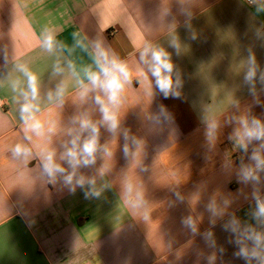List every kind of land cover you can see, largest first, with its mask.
I'll list each match as a JSON object with an SVG mask.
<instances>
[{
  "label": "crops",
  "instance_id": "crops-1",
  "mask_svg": "<svg viewBox=\"0 0 264 264\" xmlns=\"http://www.w3.org/2000/svg\"><path fill=\"white\" fill-rule=\"evenodd\" d=\"M163 8L169 11L161 18ZM180 9L178 0H0V76L6 74V47L10 57L30 63L44 95L61 77L52 76L54 58L39 47L41 28L54 27L57 39L69 45L74 32L99 35L133 70L134 84L127 88L121 108L122 127L143 145L135 158H126L123 136L113 140L114 156L106 161V167H112V188L100 199H85L80 189L70 194L36 178L38 162L34 166L13 159L10 148L22 142L24 134L10 90L0 87V264H208L213 252L215 264H245L234 255L236 246L222 227L229 216L212 226L206 205L213 197L218 202L231 199L228 212L254 223L248 215L254 203L252 186L237 180L242 153L228 140L232 126L224 125L210 149L203 117L210 105L209 115L221 116L223 123L222 115L235 111L231 92L242 109L264 119V91L257 83L260 103H255L239 73L250 47L264 67V40L255 36L264 14L254 17L245 0H196L190 25L197 39L192 40ZM173 22L186 47L180 56L168 48L182 75L181 96L165 99L157 92L150 98L143 82L135 84L138 50L144 40L167 47V26ZM71 58L90 63L79 49ZM72 100L70 95L62 113L65 120L76 110ZM160 105L170 120L152 125L145 116L158 112ZM60 118L54 107L43 110L42 119ZM111 139L101 129V142ZM39 142L34 138L32 143ZM225 153L231 156V169L223 166ZM101 163L98 160L97 167ZM126 173L138 188L141 183L144 187L151 204L146 218L134 216L121 199L120 179ZM189 215L201 217L199 234L182 226V218ZM209 229L216 248L203 238Z\"/></svg>",
  "mask_w": 264,
  "mask_h": 264
},
{
  "label": "clouds",
  "instance_id": "clouds-1",
  "mask_svg": "<svg viewBox=\"0 0 264 264\" xmlns=\"http://www.w3.org/2000/svg\"><path fill=\"white\" fill-rule=\"evenodd\" d=\"M195 2L178 0L192 40L197 39V33L191 30L190 25L191 7ZM246 3L253 8L254 17L264 14V0H246ZM168 11V8H163L161 18ZM167 29V47L159 42L144 40L138 50L135 84L143 82L150 98L157 92L165 99L181 96L182 75L168 48L180 56L186 47L176 33V22L168 25ZM57 36V30L48 25L41 28L38 36L39 47L54 58L52 76L61 77L54 89L47 90L44 95L41 92V78L30 63L10 57L6 47L3 50L6 74L0 76V87L6 86L10 90L24 134L23 141L12 145L10 152L17 163L35 166L38 162L36 178L44 183L59 185L61 190L67 189L70 194L80 189L85 199H100L113 186V182L108 179L112 167H106V161H112L114 156L111 142L123 136V153L126 158H135L137 151L143 147L140 139L122 127L121 108L127 88L134 84L133 70L99 35L89 38L74 32L71 45L57 39ZM255 36L264 40V24L255 29ZM76 49L85 53L90 63L78 64L71 58ZM247 52V56L239 63L242 65L239 73L254 102L260 103L257 83L261 86L260 90L264 91V67L258 63L251 47ZM230 94V106L235 111L230 115L223 114V123L221 116L209 115L210 105L205 106V137L209 148L214 149L224 125L232 126L228 140L234 151L242 153L235 174L239 183L252 186L250 199L254 203L248 215L254 223L242 221L234 212L229 213L232 200L228 198L222 202H218L215 197L211 198L206 210L210 214L209 223L212 226H215L218 219L229 216L222 227L230 234L229 243L236 246L234 255L237 258L243 259L245 264H264V193L261 191L264 183L261 175L264 173V119L252 115L249 109H242L239 100L233 93ZM70 95L76 110L65 120L62 113ZM46 107L58 109L61 118L55 121L42 119ZM145 119L152 125H158L170 120V115L160 105L158 112L148 113ZM101 129L110 134V141L101 142ZM34 138L40 142L33 145ZM98 160L102 161L99 167ZM223 166L226 169L232 168L229 153L224 155ZM85 169L90 170L91 174L82 171ZM120 191L121 199L127 200L134 216L138 215L142 219L148 216L151 204L146 199L142 183L138 188L126 173L120 179ZM176 196L177 199L182 198L179 193ZM200 221L201 217L189 215L182 218L181 224L196 235L199 234ZM202 235L209 247H217L214 233L210 229ZM219 251L223 252V248H219ZM207 260L208 264H215L216 253L213 252Z\"/></svg>",
  "mask_w": 264,
  "mask_h": 264
},
{
  "label": "built area",
  "instance_id": "built-area-1",
  "mask_svg": "<svg viewBox=\"0 0 264 264\" xmlns=\"http://www.w3.org/2000/svg\"><path fill=\"white\" fill-rule=\"evenodd\" d=\"M246 1V0H245Z\"/></svg>",
  "mask_w": 264,
  "mask_h": 264
}]
</instances>
